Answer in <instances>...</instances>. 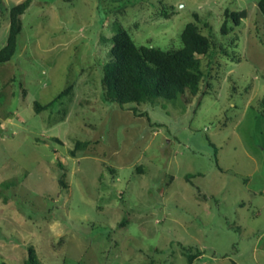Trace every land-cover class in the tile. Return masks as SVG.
Instances as JSON below:
<instances>
[{"label": "rangeland", "instance_id": "rangeland-1", "mask_svg": "<svg viewBox=\"0 0 264 264\" xmlns=\"http://www.w3.org/2000/svg\"><path fill=\"white\" fill-rule=\"evenodd\" d=\"M21 1L0 0V47ZM123 4L30 0L21 15L18 51L0 64V264H23L29 246L39 264H264L258 0ZM225 9L245 15L222 34ZM194 13L212 42L198 94L103 98L115 19L169 50Z\"/></svg>", "mask_w": 264, "mask_h": 264}, {"label": "trees", "instance_id": "trees-1", "mask_svg": "<svg viewBox=\"0 0 264 264\" xmlns=\"http://www.w3.org/2000/svg\"><path fill=\"white\" fill-rule=\"evenodd\" d=\"M117 1L120 6L124 5L125 0ZM29 4L30 0H23L13 4L8 10V31L5 43L0 47V64L11 60L18 51L19 36L23 27L21 15ZM258 7L264 17V0H258ZM118 10L120 13L123 12L121 7H118ZM193 15L195 20L187 22L180 33L181 45L169 50L159 46L138 45L128 29L115 19V32L108 37L111 41L109 58L102 68L101 81L105 90L103 98L123 106L128 103L148 102L155 98L173 101L186 91L191 96L198 94L204 73L197 55L207 54L212 42L209 35L204 34L196 23L197 14ZM244 15L243 10L225 9L220 32L227 34L232 27L228 26L229 20L232 25H239ZM66 91H61L47 104L42 105L35 101V109L40 111L54 104ZM85 145L84 142H76V148ZM27 252L23 264H39L32 246L28 247ZM187 255L190 261L192 254L187 253Z\"/></svg>", "mask_w": 264, "mask_h": 264}]
</instances>
